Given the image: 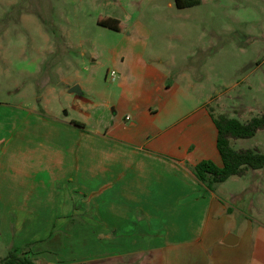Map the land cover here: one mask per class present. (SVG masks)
Segmentation results:
<instances>
[{"label": "crops", "instance_id": "crops-1", "mask_svg": "<svg viewBox=\"0 0 264 264\" xmlns=\"http://www.w3.org/2000/svg\"><path fill=\"white\" fill-rule=\"evenodd\" d=\"M94 2L104 10L93 21L108 31L105 51L80 26H60L59 86L35 98L46 108L0 104V222L11 240L27 236L11 249L26 245L37 264L35 254L51 249H36L41 238L60 236L59 249L85 233L93 253L78 264H264V217L222 186L250 170L214 190L194 174L201 160H222L209 102L187 65L193 55L175 54L174 1L155 14V29L147 0ZM107 18L118 30L98 24ZM88 62L91 73L116 71L105 89L84 74ZM56 97L67 106L61 114L50 108Z\"/></svg>", "mask_w": 264, "mask_h": 264}, {"label": "rangeland", "instance_id": "rangeland-1", "mask_svg": "<svg viewBox=\"0 0 264 264\" xmlns=\"http://www.w3.org/2000/svg\"><path fill=\"white\" fill-rule=\"evenodd\" d=\"M94 1L0 0V104L6 101L8 105L16 103L46 108L45 98H35L46 97L47 86L55 89L59 86L57 70L61 65V54L57 47L60 26H80L82 31L79 35L95 38L98 49L105 51L102 44L109 41L108 31L96 29L97 20L93 21L104 10ZM166 1L147 0L145 11L149 14L146 17H149L151 29H155L154 16L161 11L160 7L163 11L169 10ZM173 8L171 10L176 16L171 19L178 23L180 30V39L175 41L178 48L175 54L179 61H183V54L193 55V60L189 59L187 65L191 72L194 69L193 77L199 84L200 93L207 98L212 114H224L242 122L263 114L264 0H199L198 4L190 7L180 9L174 5ZM197 45H203V51H199ZM87 64L84 74H96L95 89H105L112 83L110 69L102 66L91 73L92 66L89 62ZM63 101L60 97L50 100V108L63 113L67 107L63 106ZM231 146L235 149L255 147L264 153V129L257 130L249 138L232 139ZM222 186L239 189L242 198L238 203L250 209L249 215L253 218L264 217V168L250 170L237 181L229 179ZM6 231L0 222V264H3L12 245L27 237L20 233L11 240ZM80 235L84 241L88 240L85 233ZM49 240L47 243L45 238H41L33 244L38 251L51 248L49 252L35 254L37 264H46V258L47 264H78L74 259L85 260L92 256L91 243H76V239H72L65 248L60 246L57 249L56 242L62 240L60 236H52ZM74 244L77 246L72 249ZM55 258L61 262L56 263Z\"/></svg>", "mask_w": 264, "mask_h": 264}, {"label": "trees", "instance_id": "trees-1", "mask_svg": "<svg viewBox=\"0 0 264 264\" xmlns=\"http://www.w3.org/2000/svg\"><path fill=\"white\" fill-rule=\"evenodd\" d=\"M177 8L196 5L199 0H173ZM98 24L113 30H118L116 19H101ZM212 120L217 129L216 148L220 154L222 165L217 166L210 160H201L194 166L196 178L204 184L208 190H214L216 186L230 176H242L247 170L264 168V153L258 148H233L231 139L252 137L257 130L264 129V113L242 122L234 117L224 114L214 116ZM83 125L81 122H74ZM26 245L11 249L4 258L3 264H35L34 261L24 255Z\"/></svg>", "mask_w": 264, "mask_h": 264}, {"label": "water", "instance_id": "water-1", "mask_svg": "<svg viewBox=\"0 0 264 264\" xmlns=\"http://www.w3.org/2000/svg\"><path fill=\"white\" fill-rule=\"evenodd\" d=\"M71 91H75V92H78V87L77 86H74L71 88ZM224 243L226 244H229V245H232L236 242V236L233 235V234H228L225 238V240H223Z\"/></svg>", "mask_w": 264, "mask_h": 264}, {"label": "built area", "instance_id": "built-area-1", "mask_svg": "<svg viewBox=\"0 0 264 264\" xmlns=\"http://www.w3.org/2000/svg\"><path fill=\"white\" fill-rule=\"evenodd\" d=\"M109 77H110V79L113 80V79L116 77V71L113 70V69H111V70L109 71ZM125 118H126V119H129L130 116H129V115H126Z\"/></svg>", "mask_w": 264, "mask_h": 264}]
</instances>
